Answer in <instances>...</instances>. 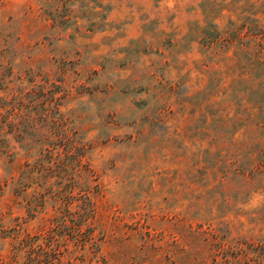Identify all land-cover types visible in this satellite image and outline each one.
Segmentation results:
<instances>
[{
  "label": "rangeland",
  "instance_id": "374dc122",
  "mask_svg": "<svg viewBox=\"0 0 264 264\" xmlns=\"http://www.w3.org/2000/svg\"><path fill=\"white\" fill-rule=\"evenodd\" d=\"M1 98L0 257L264 264V0H0Z\"/></svg>",
  "mask_w": 264,
  "mask_h": 264
},
{
  "label": "trees",
  "instance_id": "16d2710c",
  "mask_svg": "<svg viewBox=\"0 0 264 264\" xmlns=\"http://www.w3.org/2000/svg\"><path fill=\"white\" fill-rule=\"evenodd\" d=\"M0 101L5 102L3 100V98L0 99ZM19 106H21V104L8 101L5 103H0V152L2 151V147H4L6 140L3 139V136L6 134H11V133H16L17 127L13 122V117H17L20 114V109ZM4 111V112H3ZM4 127L7 128V130H4ZM19 135V133H18ZM28 165L26 164L25 167H27ZM13 170H20L22 169V165H20L19 163H14V165L12 166ZM27 170V169H26ZM91 236V235H90ZM25 240H23V242L21 243L22 245L24 244ZM52 243L48 246H51ZM31 250L34 252L36 251V245H29V258L27 259L28 261L25 262L24 264H30L33 261H35V258H33V256L31 257L32 253ZM48 250L52 251V247H48ZM37 251H40L41 253H48L47 249L42 248L41 246H37ZM17 256L18 255H14L8 258H4V257H0V264H14L17 263ZM39 260V259H37ZM38 263L42 264V261H39ZM44 264H53V263H44Z\"/></svg>",
  "mask_w": 264,
  "mask_h": 264
}]
</instances>
